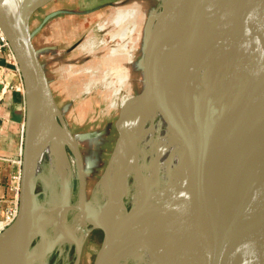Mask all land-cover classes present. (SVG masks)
<instances>
[{
    "label": "bare ground",
    "instance_id": "bare-ground-1",
    "mask_svg": "<svg viewBox=\"0 0 264 264\" xmlns=\"http://www.w3.org/2000/svg\"><path fill=\"white\" fill-rule=\"evenodd\" d=\"M9 1L17 9L23 4V0ZM165 1L134 0L132 9L120 10L113 21L117 31L112 34V40L119 38L123 43L112 47L111 54L127 48L128 35L136 29V18L143 7L150 8L155 2L160 10ZM244 7L243 0H187L173 9L171 19L180 30L177 40L178 36H184V58L189 55L183 71L185 75L199 71L189 77L190 89L185 93L191 110L204 109L203 103L198 104L202 93L210 97L216 108L222 109L235 103L246 91L259 45L242 15ZM159 10L154 13V21ZM124 21L127 23L123 24ZM105 28L106 25L101 27ZM172 62L170 59L167 66L169 73L173 69ZM115 73L119 80L126 79L119 71ZM171 80L173 85H178L176 77L172 76ZM123 114L121 141L96 183L87 209L96 225L112 230L116 243L135 246L121 262L104 261L103 264H218L219 236L201 198L196 195L179 135L144 94L128 100ZM39 119L36 116L35 123L44 128ZM222 119L223 116L220 123ZM217 134L215 147L220 154L210 172L212 178L221 173V156L228 146L229 128H219ZM32 138V142L40 143L43 149L34 169V182L50 170L61 179L63 196H67L75 156L72 154L69 158L66 145L49 138L41 129L35 130ZM158 173L160 176L156 179ZM191 192L196 195V204L192 207L194 218L187 223L182 219L183 209L185 198ZM128 201L132 204L130 210L125 207ZM46 209L38 205L34 212L32 235L41 240L39 254L34 255V259L63 242L80 248L92 230L82 208L63 203L40 218ZM247 211L254 223L252 204L247 203ZM170 238H174L178 251L172 248ZM149 239H156L160 248L154 259L144 246ZM8 248V240L0 239V264L8 263Z\"/></svg>",
    "mask_w": 264,
    "mask_h": 264
},
{
    "label": "water",
    "instance_id": "water-1",
    "mask_svg": "<svg viewBox=\"0 0 264 264\" xmlns=\"http://www.w3.org/2000/svg\"><path fill=\"white\" fill-rule=\"evenodd\" d=\"M52 1L23 0L21 8L17 9L9 0H0V29L9 42L22 74L26 108L19 211L14 224L0 235V239L9 242L8 264H34L43 261L56 249L34 259V255L39 254L33 251L35 239L32 235L34 212L38 206L34 169L43 149L40 143L32 142V137L35 130L41 129L49 138L64 143L76 158L78 205L92 230H100L104 234L93 264L121 262L135 245L116 243L112 230L96 225L89 216L86 160L78 137L68 126L56 101L46 67L34 46L31 19L40 8ZM243 1L245 7L242 15L259 46L248 87L232 105L219 109L208 101L201 112L191 110L185 97L186 91L190 89V75H185L183 71L185 64L183 68L178 67V85L172 84L166 60L169 42L180 30L171 19V14L176 6L184 5L187 0H166L163 3L145 46L142 67V93L184 144L196 195L201 198L219 236L221 248L218 264H264V0ZM181 55L184 58L183 52ZM36 116L44 128L35 123ZM123 116L121 111L115 126V148L121 141ZM225 127L229 128L228 146L221 156V173L212 178L210 172L220 154L215 147L217 131ZM196 195L191 192L185 198L182 219L187 223L194 218L192 207L196 204ZM247 203L252 204L254 209V223L247 211ZM62 215L60 217L63 219ZM169 243L178 251L174 238H170ZM82 246L76 247V264L80 261ZM144 246L151 259L160 253L156 239H149Z\"/></svg>",
    "mask_w": 264,
    "mask_h": 264
},
{
    "label": "rangeland",
    "instance_id": "rangeland-1",
    "mask_svg": "<svg viewBox=\"0 0 264 264\" xmlns=\"http://www.w3.org/2000/svg\"><path fill=\"white\" fill-rule=\"evenodd\" d=\"M133 1L55 0L42 7L34 17L36 20L40 14L47 12L50 8L63 10V13L59 14L52 22L60 19L65 22L63 24H66V33L62 28H59L63 24L57 23L58 25L54 26L48 24V29L53 27L48 35L49 40H52L49 46L53 44L54 48H49L44 52L42 61L46 67L56 101L68 126L78 137L86 160L88 201L93 199V189L102 178L111 160L116 146L115 126L120 112H124V106L128 100L143 95L144 50L154 23V13L159 10L158 4L154 2L150 8L143 7L141 9L136 18V29L128 35L127 48L118 49L116 55L111 54L112 47L123 43L119 38L112 40V34L117 31L113 21L120 10L132 9L135 6L132 4ZM125 23L127 21H124L123 24ZM103 25H106L105 29H101ZM54 28H58L69 37L65 39L54 37L57 33V29L55 31ZM77 44L79 46L71 50ZM182 45L184 46V36H178V40L177 36L172 37L166 60V66L170 59L173 61V69L170 74L176 77L177 81L178 67L183 68L189 59L188 57H186L187 60L181 58L184 51ZM116 71L126 76V79L119 80ZM198 72V70L194 71L190 78ZM208 101H210V97L202 93L198 104L203 103L206 106ZM66 154L72 158V153L68 151L67 146ZM12 161H16V159H12ZM18 171L17 165L15 167L11 164L6 165L3 171L4 185L15 183L16 180L10 179V175L17 177ZM68 176L70 177L69 174ZM159 176L160 173L157 174L156 179ZM78 190L76 164L73 177L67 183L68 195L65 197L61 179L54 172L47 170L36 182L37 203L44 205L45 209L47 208L42 211L40 218L45 217L49 210L56 205L68 202L74 207L78 206ZM125 207L130 210L132 204L128 201L125 203ZM69 218H71L70 225L72 226L74 224L72 216ZM103 240L102 231L91 230L82 246L78 264H93ZM40 241V238L33 241L35 253H39L38 244ZM77 261L76 246L69 242H63L53 252L45 256L43 261L39 260L34 264H76Z\"/></svg>",
    "mask_w": 264,
    "mask_h": 264
},
{
    "label": "crops",
    "instance_id": "crops-1",
    "mask_svg": "<svg viewBox=\"0 0 264 264\" xmlns=\"http://www.w3.org/2000/svg\"><path fill=\"white\" fill-rule=\"evenodd\" d=\"M55 9L50 8L49 10H47V12H43V14H40L38 18H36L35 20L34 17L39 11L38 10L31 19L33 42L36 50L39 52L41 56V60L45 54L44 52H46L47 49L54 48V46H52L53 44L49 46L52 40H49L48 35L52 31L53 27L48 29L47 28L48 24L50 23V25L53 24L54 26V25H58L59 23L60 24L65 23L62 22L61 19L55 20L56 22L54 23L52 22V20L57 18L59 14L63 13L62 9L61 10H55ZM74 13L77 14L78 12H74ZM59 28H62L63 32L66 33V24H63V26H60ZM56 29H57V33L54 37L60 39L62 38L65 39L66 37H69L67 36V34L63 33L62 31H59L58 28H54L55 31ZM74 47H72L71 50ZM8 59L9 56L7 53L0 56V65L8 66V62H7ZM10 68L12 69L13 67L10 66ZM10 79L14 85L20 84L19 78L10 75ZM13 91L15 90L5 91L3 87L0 85V117L3 119L4 122L3 130L0 132V156L5 158H10L11 160L12 159L18 160L20 157L22 127L25 123L26 108H25L24 94L22 92H17V91L13 92ZM12 165H14V167L16 166L15 164H11V166ZM4 184L5 183L3 182V191H6L8 185H4ZM8 194L10 195V192Z\"/></svg>",
    "mask_w": 264,
    "mask_h": 264
},
{
    "label": "built area",
    "instance_id": "built-area-1",
    "mask_svg": "<svg viewBox=\"0 0 264 264\" xmlns=\"http://www.w3.org/2000/svg\"><path fill=\"white\" fill-rule=\"evenodd\" d=\"M8 54V66L0 65V85L5 91L15 90L24 94V83L20 68L17 64L16 58L11 50L9 42L0 29V56ZM10 66L13 68L11 69ZM10 75L19 78L20 84L14 85L10 79ZM3 119L0 117V132L3 130ZM23 133L21 138L20 157L16 161L0 156V235L9 229L15 222L19 211V194H20V178L22 166V146H23ZM15 164L19 168L18 176L10 175V179L16 180L8 184L7 191H3V171L6 165ZM13 183V184H12ZM10 192V195L8 194Z\"/></svg>",
    "mask_w": 264,
    "mask_h": 264
}]
</instances>
